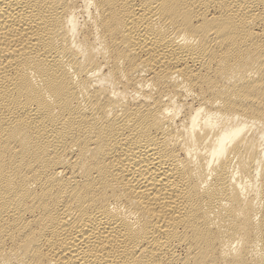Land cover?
<instances>
[{"label": "bare ground", "instance_id": "bare-ground-1", "mask_svg": "<svg viewBox=\"0 0 264 264\" xmlns=\"http://www.w3.org/2000/svg\"><path fill=\"white\" fill-rule=\"evenodd\" d=\"M0 264H264V0H0Z\"/></svg>", "mask_w": 264, "mask_h": 264}]
</instances>
